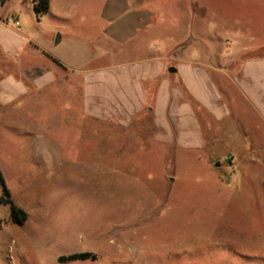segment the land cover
<instances>
[{
    "label": "crops",
    "instance_id": "obj_1",
    "mask_svg": "<svg viewBox=\"0 0 264 264\" xmlns=\"http://www.w3.org/2000/svg\"><path fill=\"white\" fill-rule=\"evenodd\" d=\"M33 1L0 0V132L27 135L40 164H55L48 138L53 125L63 122L69 133L102 144L107 155L110 143L118 157L122 148L129 154L146 150L150 140L167 151L195 150L216 174L215 185L228 194L243 177L256 179L264 171V132L252 124L237 129L233 123L242 119L233 117L224 99L235 93L256 116L253 123L264 128V57L225 65L230 75L221 63H208L212 57L240 56L223 55L226 40L214 26L220 42L215 55L195 51L196 43L212 37L204 3L48 0L45 12L33 14ZM25 11L36 29L46 26L48 36L39 39L34 29L24 30ZM63 42L79 58H88L91 44V57L108 61L90 68L67 61L54 52ZM42 112L46 116L40 121ZM121 137L143 142L124 146ZM221 162L230 176L225 182L217 174ZM162 181L174 183L167 171ZM9 221V215L3 219Z\"/></svg>",
    "mask_w": 264,
    "mask_h": 264
},
{
    "label": "rangeland",
    "instance_id": "obj_2",
    "mask_svg": "<svg viewBox=\"0 0 264 264\" xmlns=\"http://www.w3.org/2000/svg\"><path fill=\"white\" fill-rule=\"evenodd\" d=\"M198 1L205 5L213 40L196 43L195 51L215 55L220 35L226 40L223 55L240 56L212 57L208 63L234 67L247 55L264 57V0ZM20 25L34 29L39 39L49 35L46 26L35 28L29 11L23 12ZM88 47V58L77 57L64 42L54 52L85 68L108 61L92 58V45ZM225 73L232 71L226 67ZM224 99L233 117L242 119L234 121L237 129L252 124L264 132L235 93ZM45 116L42 112L38 118ZM68 128L63 122L52 127L48 139L56 154L51 165L35 159L27 135L0 132L1 174L13 203L28 215L23 226L4 223L9 207L0 203V264H264L263 170L256 179L243 177L228 194L215 185L216 174L195 150L167 151L150 140L146 150L129 154L122 148L117 157L113 143L107 155L102 144ZM134 141L143 139H119L124 146ZM166 160L173 165L165 167ZM227 170L221 162L217 174L223 182L230 178ZM166 171L173 184L163 183ZM84 252L96 259L57 260Z\"/></svg>",
    "mask_w": 264,
    "mask_h": 264
},
{
    "label": "trees",
    "instance_id": "obj_3",
    "mask_svg": "<svg viewBox=\"0 0 264 264\" xmlns=\"http://www.w3.org/2000/svg\"><path fill=\"white\" fill-rule=\"evenodd\" d=\"M48 0H34L33 1V9L35 13H43L47 10ZM251 57H263L256 55H247L244 59ZM0 187H1V195H0V203L8 205L9 207V220L15 225H23L28 218L27 213L20 207L16 206L11 198V194L9 189L6 186L5 180L0 171ZM95 260L96 255L90 252L84 253H75L68 256H60L58 257V262H67V261H76V260Z\"/></svg>",
    "mask_w": 264,
    "mask_h": 264
},
{
    "label": "water",
    "instance_id": "obj_4",
    "mask_svg": "<svg viewBox=\"0 0 264 264\" xmlns=\"http://www.w3.org/2000/svg\"><path fill=\"white\" fill-rule=\"evenodd\" d=\"M169 71H170V72H174L175 69H174V68H169ZM216 166H219V164L217 163Z\"/></svg>",
    "mask_w": 264,
    "mask_h": 264
}]
</instances>
